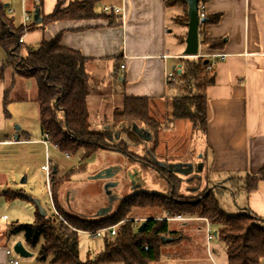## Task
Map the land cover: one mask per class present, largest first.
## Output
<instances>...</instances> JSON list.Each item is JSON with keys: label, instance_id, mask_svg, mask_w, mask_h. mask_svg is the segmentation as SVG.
I'll list each match as a JSON object with an SVG mask.
<instances>
[{"label": "crops", "instance_id": "1", "mask_svg": "<svg viewBox=\"0 0 264 264\" xmlns=\"http://www.w3.org/2000/svg\"><path fill=\"white\" fill-rule=\"evenodd\" d=\"M56 1L0 0V3L6 5L7 16L15 27H19L24 13L33 16L37 7L40 18L47 16ZM59 1L66 7L71 2L82 0ZM201 4L205 17L217 15L218 19L198 27V57L206 63L204 70L212 72L214 78L205 90L206 132L195 137L197 150L203 152L199 168L209 173L207 186L211 190L216 194L223 190L232 201L237 200L235 208L225 210L218 201L222 211L229 215L252 213L264 217V0H205ZM103 7L120 8L121 12L104 13ZM93 11L97 17L93 20L59 21L30 30L25 37L33 34V42H27L24 37L21 56H26L28 51L34 52L41 40L49 41L60 34V44L64 48L78 51L87 59L85 69L93 89L91 94L99 91L98 97L107 96L106 99L111 100L117 96L120 103L124 97L146 98L149 100V111H153L155 102L166 99V90L173 89L166 86L167 73L179 67V59L186 58L182 57L186 27L171 22V17L179 14L180 10L167 9L163 0H95ZM16 13H22L20 20H15ZM203 39L213 41L215 47L202 45ZM5 59V52L0 49V191L12 190L8 186L12 182L9 184L8 179L13 174L15 177L16 169L11 161L18 155V152L13 154L11 160L12 150L20 148L24 164L32 160L33 171L34 146L37 147L35 151H38L40 170L47 158L38 120L35 81L19 77L12 67L5 66ZM120 65H123L122 70ZM95 79H99L101 84L96 85ZM106 80H115L107 95L105 91L101 94L103 87L99 90ZM15 91L21 97L9 98L10 93ZM20 101L31 102L36 123L33 133L32 129L29 131L31 121L25 118L22 122L19 107H14ZM14 124L20 125V129L14 130ZM189 128L192 130L190 124ZM186 166L180 167L185 171L192 170ZM194 175L198 176L197 173ZM247 177L257 179L256 188L251 192L243 190ZM107 215L109 213L101 217ZM166 216L162 212L154 217L166 219ZM148 218L143 217L142 221ZM3 219L6 220V217ZM180 219L184 222L193 219L206 222L197 218H167L168 229L175 230L169 224ZM5 229L0 222V264L10 260L6 250H3L1 239ZM211 253L214 261L217 255L214 245Z\"/></svg>", "mask_w": 264, "mask_h": 264}, {"label": "trees", "instance_id": "2", "mask_svg": "<svg viewBox=\"0 0 264 264\" xmlns=\"http://www.w3.org/2000/svg\"><path fill=\"white\" fill-rule=\"evenodd\" d=\"M94 1H74L63 7L62 1L58 0L52 12L42 16L38 25L30 24L28 32L59 21L93 20L97 18L93 11ZM163 1L167 9L180 10L179 14L171 17V22L186 27L185 0ZM204 1L199 0L198 4ZM5 6L0 3V49L6 54L4 64L12 67L19 77L35 81L40 130L43 135H48L49 144L66 156L78 153L81 162L80 166L72 167L59 177L57 167H51L48 179L51 183L50 194L59 217L52 213L51 216L45 214L41 217L36 211L32 224L14 226L10 230L12 234L22 233L25 244L30 248L41 240L38 255L41 261L50 256L52 264H92L89 261L81 262L78 258V231L94 232L117 225L114 236L103 239L102 251L95 261L148 264L158 260L161 248L183 238L179 231L168 229L167 218H197L207 222L213 239L223 246L225 264H259L261 259L264 260V217L252 213L226 214L220 209L216 193L211 189L203 190L195 197L184 198L179 194V179L173 174L166 177L171 185L164 194L134 192L120 200L115 211L105 217L88 219L62 211L58 204V188L75 174L86 170V159L102 151L123 152L112 145V129L104 127L94 130L90 127L87 97L93 89L85 69L87 59L78 51L64 48L60 44V34L49 41L41 40L34 52L28 51L22 57V44L18 39L23 29L22 26H14ZM204 19L202 25L216 22L218 16ZM202 45L215 47L213 41L207 39L202 40ZM205 66L200 57L181 58L179 67L172 70V77L166 82V86L174 90L168 99L171 121L186 120L192 131L202 135H205L207 123L205 90L214 79L212 72L204 70ZM112 115L114 125L124 124L120 131L124 130L123 133L130 139L138 138V132H141L138 130H142L138 129L139 124L153 135L160 127L149 115V100L146 98L124 97ZM118 143L124 145L121 140ZM256 183V178L247 177L243 190H255ZM0 196L6 201L27 198L21 191L9 189L1 190ZM136 208L160 209L167 216L166 219L149 217L140 222L144 223V227L138 232L140 224L134 227L128 216ZM161 237L174 240L162 243Z\"/></svg>", "mask_w": 264, "mask_h": 264}, {"label": "rangeland", "instance_id": "3", "mask_svg": "<svg viewBox=\"0 0 264 264\" xmlns=\"http://www.w3.org/2000/svg\"><path fill=\"white\" fill-rule=\"evenodd\" d=\"M21 14L16 13L15 20H20ZM30 16L32 17V15ZM33 37V34H29L28 37L25 38L27 42L32 43ZM94 81L96 85L101 84L99 79H95ZM114 82L115 80H106V82L99 87V90L103 87L101 94L105 91L107 95L110 86ZM18 91L20 92V90ZM98 92L97 94L90 93L87 97V108L90 109L88 110L90 111V127L94 130H102L104 127L112 129V145L114 144L113 146L120 148L123 153L97 152L86 159L84 161L86 170L82 173L75 174L69 182L62 184L58 188V204L62 211L88 219L94 218L105 209H109L108 213L111 214L115 211L120 200L134 192L144 191L164 194L167 187L171 185L168 184L170 181L169 178H166L171 173L179 178H184L190 173L198 174L199 179L196 184L189 183L190 187L192 186L196 189H193L195 192L189 191V193H186L185 187L188 183H181L180 195H186L183 196L184 198L195 197L203 190L210 189V187L207 186L208 180H210L209 173L199 168V158L203 152L197 150L198 142L195 137H200V135L190 130L188 121H171L169 118V98L167 97L174 94L173 89H167L166 99L155 102L156 108L151 112L149 111V115L160 125L157 133L155 135L152 133L149 134V131L139 124L137 125L138 129L141 128L142 130H138L141 131L138 132V138L134 137L131 139L124 134L125 132L123 133L124 130L122 132L120 131L124 124L121 125L117 123L115 126V121L112 119L113 110L115 107H120L121 103L119 98H116L117 96H115L113 100L106 99L107 96L100 98L98 97ZM11 96L21 97L17 96L16 91L10 93L9 98H11ZM14 107H19L18 112L22 122L25 118L26 121H31L33 125H31V123L29 124V126L32 127L29 128V131L32 129L33 133L36 123L34 122V115H32L34 113L31 111V102H16ZM13 128H15L14 130H19L20 125L14 124ZM145 136L149 137L144 139ZM119 140H123L125 144L120 146L118 143ZM35 147L36 146H34L35 157L33 158L35 171H33L31 167V159L27 161L28 164H24L23 151L20 148L11 151V160L13 159V154L18 152V155L16 154L17 156L15 159L11 161L12 166H15L16 173L15 177L13 174L12 178L8 179L9 184L12 182L8 186L11 187L12 190L14 189V191L20 189L19 191L27 198L6 201L0 196V222L3 223L4 228L6 227L2 232L1 239L3 241V250H8L10 252L7 258L16 260L19 264H52L50 263L51 259L49 256L44 261L38 259L39 248L42 243L41 240L38 245L30 248L25 244L22 233L12 234L10 232L14 224L33 223L37 211L35 201L44 209L47 216H51L52 213L56 217H59L56 209H54V213L51 208L47 193V191L51 193V183L49 181L45 183V173L43 167L41 170L39 168L38 162L40 159L38 151H35L37 147ZM29 149L31 148L29 147ZM46 149L47 159L50 160L49 164L51 165H49V168L52 170L51 167L53 168V165H56L58 177L72 167L75 168L81 164L78 153L66 156L51 145L46 146ZM181 165H187L186 167L192 169L190 170L191 172L181 169ZM112 169L114 174L112 173V177L107 178L106 182L95 179V176L99 174L101 170L107 171ZM18 170H21V173L18 174ZM25 178L26 182H23ZM107 185L108 188H106ZM216 195L223 210L226 208L232 209L237 206V200L232 201L230 195L226 194L223 190ZM161 213V210L156 208H136L133 209L128 216L133 223L140 224L143 217L160 216ZM3 217H6V220H4ZM194 220L195 219L184 222L183 219H180L178 220L179 222H170V228L179 231L183 238L161 248L158 260L148 264H209L206 255L207 223ZM104 238V232L101 234V237L91 236L84 231L79 232L77 235L79 260L81 262H93L92 264H123L122 262L95 261L98 254L102 251ZM17 242H20L26 251L31 254L30 257L23 258L14 253L13 247ZM208 245L210 250L213 245L215 246L217 253L214 259L215 264H225L226 257L223 246L215 239L209 242ZM259 264H264V260L261 259Z\"/></svg>", "mask_w": 264, "mask_h": 264}, {"label": "water", "instance_id": "4", "mask_svg": "<svg viewBox=\"0 0 264 264\" xmlns=\"http://www.w3.org/2000/svg\"><path fill=\"white\" fill-rule=\"evenodd\" d=\"M198 1L199 0H185V2L187 3V25H186V36H185V40H184V50L182 52V57H186V58H193V57H198V27L199 25L203 24L205 22V19H198L197 17V5H198ZM32 22L35 25H38L41 22V18L39 16V10L36 7L33 11V16H32ZM134 129V127H133ZM149 137V136H147ZM147 137L145 136L144 139H147ZM55 172V170L53 169V173ZM111 176V170H107V171H101L99 174H97L95 176V179H106L109 178ZM94 179V178H93ZM24 182V179H23ZM36 207H37V211L39 212V215L41 217L45 216V211L44 209H42L40 207V205L38 204L37 201H35ZM109 212V209H105L103 211H101L100 213H98L95 217H101L104 216L105 214H107ZM144 227V223H141L140 226L138 227V232H141L142 229ZM213 235L215 236L216 233L213 231ZM160 240L162 241V243H168V242H172L174 239L170 238V237H161ZM13 251L15 254H17L20 257H30L31 254L26 251V249L21 245L20 242H17L14 247H13Z\"/></svg>", "mask_w": 264, "mask_h": 264}, {"label": "built area", "instance_id": "5", "mask_svg": "<svg viewBox=\"0 0 264 264\" xmlns=\"http://www.w3.org/2000/svg\"><path fill=\"white\" fill-rule=\"evenodd\" d=\"M102 10H103L104 13L118 14V13L121 12L120 8H114V7H103ZM197 17H198V19H202V18L205 17L204 6L201 3H199L197 5ZM31 22H32V17L30 15L24 13L22 15V24H21L22 29H23V34L18 39L19 43H22L26 33L28 32V28H29ZM120 69L121 70L123 69V65H120ZM171 77H172V72L167 73L166 80H168ZM42 143L44 144L45 147L49 145L48 135L47 134L43 135ZM48 163H49V160L46 158V162H45V165L43 167L46 181L48 180V177H49V174H50L49 173L50 168H49V164ZM47 193H48V196H49L50 193L48 191H47ZM49 200H50V203H51V208H52L53 212L55 213V210H54V207H53V203H52V200H51L50 197H49ZM116 226L117 225H113V226H110V227H107V228H104V229H100V230H97V231H94V232H87V233L90 234L91 236H94V237H101V234L104 232L106 238H111L115 234ZM133 226L136 227V224H134ZM207 227H208V224H207ZM207 227H206V244H207L206 245V255H207V259H208L209 263L210 264H215L214 261H213V258H212L211 250H210L209 245H208V243L213 240V237L211 235V231H210L209 227L208 228ZM5 254L7 256H9L10 252L8 250H6ZM5 264H17V261L10 259Z\"/></svg>", "mask_w": 264, "mask_h": 264}, {"label": "flooded vegetation", "instance_id": "6", "mask_svg": "<svg viewBox=\"0 0 264 264\" xmlns=\"http://www.w3.org/2000/svg\"><path fill=\"white\" fill-rule=\"evenodd\" d=\"M136 139V138H135ZM123 141V140H122ZM124 144H125V142H124ZM121 154V153H120ZM114 173V172H113ZM172 174V173H171ZM173 176L174 177H176L174 174H173ZM196 176V177H195ZM176 178H178L179 179V194H180V187H181V183L182 182H187L188 183V185H186V187H185V189H186V193H189V191H191V192H193L194 190H196V189H194L192 186L190 187L189 186V183H194V184H196V182L198 181V179H199V177L197 176V175H194V174H190V175H187L186 177H184V178H179V177H176ZM107 179V178H106ZM103 181H105L106 182V180L104 179ZM106 188H108V185H107V187ZM194 189V190H193ZM181 196V195H180ZM183 196H186V195H183ZM182 196V197H183ZM193 196V195H192ZM144 221H146V220H144ZM140 226V225H139Z\"/></svg>", "mask_w": 264, "mask_h": 264}]
</instances>
